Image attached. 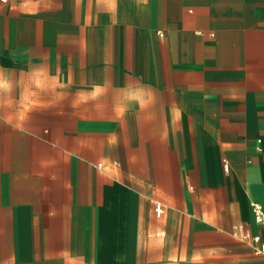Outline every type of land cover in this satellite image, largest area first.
Instances as JSON below:
<instances>
[{
    "label": "crops",
    "instance_id": "1",
    "mask_svg": "<svg viewBox=\"0 0 264 264\" xmlns=\"http://www.w3.org/2000/svg\"><path fill=\"white\" fill-rule=\"evenodd\" d=\"M264 0H0V264H264Z\"/></svg>",
    "mask_w": 264,
    "mask_h": 264
},
{
    "label": "built area",
    "instance_id": "2",
    "mask_svg": "<svg viewBox=\"0 0 264 264\" xmlns=\"http://www.w3.org/2000/svg\"><path fill=\"white\" fill-rule=\"evenodd\" d=\"M252 215L254 222L258 225H260L262 228H264V210L263 207L256 203V202H251L250 203ZM237 231L240 232V237L242 240L247 241V240H252L253 242L257 243V247L254 249L256 254H261L264 255V242L260 240L258 236H251V234L246 231L242 225H239L236 227Z\"/></svg>",
    "mask_w": 264,
    "mask_h": 264
}]
</instances>
